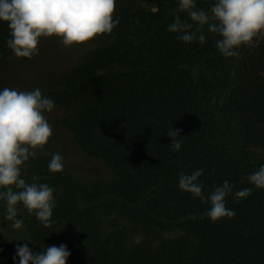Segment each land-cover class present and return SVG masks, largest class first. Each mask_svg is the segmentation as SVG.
Instances as JSON below:
<instances>
[{
	"label": "trees",
	"instance_id": "trees-1",
	"mask_svg": "<svg viewBox=\"0 0 264 264\" xmlns=\"http://www.w3.org/2000/svg\"><path fill=\"white\" fill-rule=\"evenodd\" d=\"M213 3L196 0L205 12ZM176 15L191 23L178 0H116L117 27L43 93L55 102L45 114L53 135L22 176L54 189L52 222L45 228L22 206L17 217L34 251L71 240L81 255L71 249L66 264H264V189L246 179L264 165V41L225 58L207 25L203 44L170 33ZM9 38L0 23V89L19 90L28 59L13 55ZM69 144L98 174L68 165ZM53 153L62 172L48 169ZM198 169L206 194L225 180L251 189L226 198L233 218L211 222L210 205L179 189V174ZM15 249L0 239V264H14Z\"/></svg>",
	"mask_w": 264,
	"mask_h": 264
},
{
	"label": "clouds",
	"instance_id": "clouds-1",
	"mask_svg": "<svg viewBox=\"0 0 264 264\" xmlns=\"http://www.w3.org/2000/svg\"><path fill=\"white\" fill-rule=\"evenodd\" d=\"M115 5L116 0H0V23L7 24L10 38L6 45L13 55L31 60L38 55L41 37L55 36L67 47L110 34L120 23L118 17H113ZM178 11L186 12L191 23L176 15L167 30L185 44L194 41L203 44L206 36L202 29L207 25L208 32L218 35L216 47L225 58L238 56L241 47L251 44L258 34H264V0H214L210 14L198 9L196 0H178ZM54 108V100L43 95L38 87L32 91L0 89V201L6 204L5 219L17 230L24 223L17 218L19 206L29 214L34 213L45 228L52 222L54 189L38 182L35 176L31 183L27 182L22 168L53 135L45 114ZM167 136L172 140L171 148L179 152L182 147V141L177 139L181 137L179 131L170 127ZM48 169L51 173L63 171L64 161L59 153L52 154ZM202 175L203 169L180 173L179 189L210 205L204 215L211 222L233 218L235 211L226 206V198L234 195L245 199L251 189L234 190L235 184L225 180L206 194L199 179ZM246 179L255 188L264 189V165ZM70 255L65 244L34 251L28 243H22L15 249L13 262L66 264Z\"/></svg>",
	"mask_w": 264,
	"mask_h": 264
},
{
	"label": "rangeland",
	"instance_id": "rangeland-1",
	"mask_svg": "<svg viewBox=\"0 0 264 264\" xmlns=\"http://www.w3.org/2000/svg\"><path fill=\"white\" fill-rule=\"evenodd\" d=\"M93 38L91 41L85 42L82 45L64 46L60 38L41 37L38 44V55L34 56L27 64L22 67L21 78L23 79L20 85V91H32L35 88H40L42 94L54 89L59 81V78L68 70L74 60L82 54H86L94 46ZM264 41V36L257 35L251 44ZM70 153L68 156V165L79 169L83 166L87 167V173L91 175L98 174V168L85 158L74 146L69 144ZM90 175V176H91ZM4 211L0 215V239L18 246L22 243H28L29 235L23 224L21 229H14L11 222L5 219ZM75 243L68 240L66 246L70 252L74 249L77 256L81 255V251L73 246Z\"/></svg>",
	"mask_w": 264,
	"mask_h": 264
}]
</instances>
